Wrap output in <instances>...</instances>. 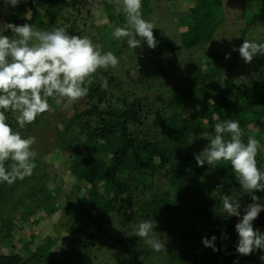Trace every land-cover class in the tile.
I'll use <instances>...</instances> for the list:
<instances>
[{
  "label": "trees",
  "instance_id": "1",
  "mask_svg": "<svg viewBox=\"0 0 264 264\" xmlns=\"http://www.w3.org/2000/svg\"><path fill=\"white\" fill-rule=\"evenodd\" d=\"M85 1L93 0H20L15 7L10 4L3 7V22L33 24L39 30L63 27L69 35L90 38L105 52L103 41L109 36L107 30L114 32L116 25L123 22L117 21L125 15L123 11L116 12L117 8L122 9V0H100L103 6L99 11L106 22L89 27L91 11L82 13ZM210 6V0H198L190 8L192 20L183 33L186 47L211 41L219 21L213 18ZM28 11L31 19L25 18ZM88 29L95 32L89 33ZM245 31L229 60L222 58L215 66L218 57L213 52L204 62L205 68L211 67L209 70L178 85L186 92L182 101L174 100L169 91L167 95L153 96L126 94L108 68L93 74L94 83L88 85L87 95L72 102L68 109L59 106L67 98L49 97L51 110L38 115L23 129L16 120L19 113L6 111V122L14 131H20L22 138L35 137L32 150L37 155L31 176L17 179L11 185L0 182V239L23 228L13 222V210L22 207L24 212L19 217L30 218L33 225H38L40 219L34 217V211L42 205H34L33 211L29 201L39 200L46 190L53 197L59 192L51 187L54 176L43 167L42 152L36 151L37 143L41 142L35 133L42 127H50L60 144L43 137L39 149L63 154L65 160H60V170L54 172H69L74 183L63 194V201L50 202L46 211L47 215L55 211L68 215L64 224L74 240L61 252V258L50 251L56 238L47 236L34 248L24 246V254L0 252V264H99L95 263L99 259L92 251L105 245L98 244L99 240H106L102 235L104 227L120 231L122 238L113 244L107 242L104 250L112 254L116 249L113 260L121 258L122 264H264L259 259L264 253L259 250L251 255L236 252L239 238L234 226L239 217L227 215L222 197L236 196L241 201V215L252 201L250 194L241 191L231 164L224 161L201 167L194 158L208 143L201 134L213 132L216 123L227 119L239 121L245 143L251 135L264 145V55L258 54L243 65L238 48ZM153 33L162 49L173 52L179 48L157 30L153 29ZM4 34L12 35L10 30ZM207 50L204 53H212ZM157 69L158 76L164 77L160 62ZM101 77L107 79V88L101 87ZM251 124L259 130L251 133ZM68 138L66 146H62ZM73 144L78 146L72 149ZM256 159L257 167L264 171V151H258ZM10 163L5 162L6 168ZM254 194L264 203V191ZM144 220L156 222L154 231L166 242V251L155 252L144 239L133 235ZM253 227L264 233V210L253 221ZM213 235L217 237L216 251L202 244V237ZM30 236L32 240L37 237L34 229Z\"/></svg>",
  "mask_w": 264,
  "mask_h": 264
},
{
  "label": "clouds",
  "instance_id": "2",
  "mask_svg": "<svg viewBox=\"0 0 264 264\" xmlns=\"http://www.w3.org/2000/svg\"><path fill=\"white\" fill-rule=\"evenodd\" d=\"M15 7L20 0H6ZM122 9L126 24L115 27L113 36L126 38L130 48H138L144 41L149 48L157 46L153 29L155 25L141 15V0H122ZM31 19L30 12L25 14ZM10 30L12 35H5ZM139 37L140 39H137ZM238 52L245 63H250L255 56L264 55V43L244 39ZM225 58H229L226 54ZM119 63L112 51L102 52L88 37L69 35L65 28L39 30L33 24H4L0 28V182L13 184L33 174L36 167L37 153L32 150L35 137L22 138L20 131H14L6 122V111L19 113L16 117L20 129L31 124L40 114L50 111L49 97L58 95L69 102H76L85 97L88 85L94 83L91 78L98 69L115 68ZM139 66L129 69L133 79L139 77ZM102 88H107V79L101 77ZM245 83L247 80L241 78ZM243 131L239 121L227 119L218 122L213 132L205 131L201 137L207 145L194 158L198 166L205 163L215 166L224 161L231 164L232 170L243 193L251 195V203L244 207L241 215V201L229 195L222 197L223 210L228 216L239 217L235 224L238 234L236 252L251 255L256 251L264 253V233L253 227V221L264 210V203L254 192L264 191V171L257 167L258 151H264V145L254 136L249 135L247 142L242 140ZM6 161H11L8 168ZM154 220L141 221L133 230V235L155 252L166 251V242L154 231ZM215 235L202 237L205 247L216 251ZM259 259L264 261V254ZM236 264V262H234Z\"/></svg>",
  "mask_w": 264,
  "mask_h": 264
},
{
  "label": "rangeland",
  "instance_id": "3",
  "mask_svg": "<svg viewBox=\"0 0 264 264\" xmlns=\"http://www.w3.org/2000/svg\"><path fill=\"white\" fill-rule=\"evenodd\" d=\"M210 3L212 4L210 8H212L213 18H216L219 24L211 41L207 45L186 47L183 39V33L187 30L188 24L192 20L190 8L198 4V0H141L142 18L152 22L158 34L179 47L173 52L162 49L158 42L154 49L149 48L144 41H141L140 47L133 49L128 46L126 38L117 39L113 36L112 30H107L108 33L106 34L109 36L106 35L104 38L103 49L105 52L112 51L119 60L115 68L110 66L109 69L120 82V89L124 90L123 92L126 94L133 96L167 95L169 91L171 96L174 97V100L182 101L186 92L179 88L178 85L183 81V83H187L194 76H198L202 72L209 70L211 67L205 68L204 62L214 54L213 52L218 57L214 64L215 66H218L222 58V60H229L232 51L241 40V33L244 29L246 30L244 39L264 42V0H210ZM8 4L6 0H0V28L4 24L3 7ZM85 4L82 10L83 15H86V10L91 11L88 19V27L92 24L101 26V24L106 22V19L99 11L103 6L100 0L85 1ZM122 18L117 19V21H123L118 23L119 27H123L126 24L125 15H122ZM116 27L118 26L116 25ZM87 31L93 33L95 29H88ZM137 39L140 38L137 37ZM205 50L212 51V53H204ZM226 54L229 56L227 59L225 58ZM159 62L165 71L164 77L162 75V77L158 76L159 73L157 74V64ZM136 65L139 66V77L138 79H133L129 69L134 68ZM234 69H237V66ZM71 104L72 102L67 100L59 106L62 110H65ZM258 130V126L253 124L249 125V131L251 133H255ZM50 131V127H42L40 130H37L35 136L41 143H44L43 137L48 142L49 140L50 142H56L57 140L52 136ZM68 140L69 138L64 143H61V145L66 146ZM41 143H37L36 151L38 153L42 152L40 159L43 167L51 173V176H54L50 180L52 182L51 187L58 188L56 190L59 192H55V197H53L46 190L41 193L39 200L34 198L29 201V207L33 211L35 210L34 205H42L41 208L34 211V217L40 219L38 225H33L30 218L23 220L19 217L24 212L22 207L11 212L16 227L23 226V228L20 231H12L8 238L0 239V252L4 254L15 252L24 254V246L28 245L30 248H34L36 243L42 240V238L51 236L56 238L57 241L50 251L55 252L57 257L61 258V252L67 250L70 246L69 243L74 240V236L67 230V226L65 225V222L69 218L68 215L64 214L63 216L58 213L59 211L49 212L50 215H47L46 211L49 210L48 206L50 202L58 199L63 201V194L68 193L72 188L74 176L69 172L63 173V171L55 173L60 170L58 168L59 162L60 160H65V157L60 152L58 154H49L45 151L46 149H39ZM57 143L60 144L58 141ZM75 146H78V144H73L72 149ZM51 147L52 145L49 146V148ZM58 228L60 229L58 230ZM33 229L37 233V237L34 240L30 236ZM102 235L105 236L106 240L105 242L102 239L101 241L99 240V245L101 243H105L106 245L107 242L113 244L116 242V239L122 238L120 231L111 227H104ZM21 236L23 238H20ZM27 241H31L30 244ZM105 245L98 250L94 249L92 251V254L97 255L99 259L95 263L122 264L123 261L121 258L119 260L116 259V261L113 260L116 255V249L111 251L112 254H109V252L104 250ZM62 247L64 248L61 250Z\"/></svg>",
  "mask_w": 264,
  "mask_h": 264
}]
</instances>
